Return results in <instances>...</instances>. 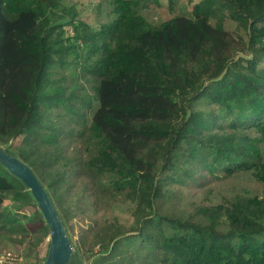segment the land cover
I'll use <instances>...</instances> for the list:
<instances>
[{
  "label": "trees",
  "instance_id": "16d2710c",
  "mask_svg": "<svg viewBox=\"0 0 264 264\" xmlns=\"http://www.w3.org/2000/svg\"><path fill=\"white\" fill-rule=\"evenodd\" d=\"M105 1L113 18L97 31L70 18L73 42L90 45L79 63L93 90L75 104L62 89L45 93L53 55L64 65L69 40L67 20L51 23L54 0H0V144L22 136L14 152L59 208L84 172L82 199L129 205L130 235L115 219L99 224L107 237L95 246L106 256L98 264H264V197L195 206L197 215L185 218L159 211L167 182L199 180L200 167L249 172L264 183V0H199L191 18L155 25L136 10L139 0ZM226 17L244 39L223 27ZM235 48L249 57L235 58ZM201 102L206 109L196 108ZM58 103L78 119L91 113L88 158L66 170L34 146L40 105ZM179 158L191 165L182 176ZM8 197L31 201L0 166V232L16 221L1 209Z\"/></svg>",
  "mask_w": 264,
  "mask_h": 264
},
{
  "label": "rangeland",
  "instance_id": "374dc122",
  "mask_svg": "<svg viewBox=\"0 0 264 264\" xmlns=\"http://www.w3.org/2000/svg\"><path fill=\"white\" fill-rule=\"evenodd\" d=\"M198 1L139 0L136 10L149 23L155 25L177 16L191 18L192 9ZM48 11L51 13V23L53 24L63 23L67 20L65 24H62L61 30L63 32L62 38L68 37L69 40L64 65H58V56L53 55L54 62L49 67L51 70L49 80L51 82L49 81L46 85L45 93L53 94L58 89H62L64 95L73 97L70 101L77 104L84 94L91 95L93 93L91 82L82 76L79 63L81 59L83 60L87 56L90 45L80 44L79 41L73 42L70 37L74 31L70 22L73 20L70 18L73 17L75 21L82 22L97 31L113 18L111 7L105 0H54V7L50 6ZM210 22L211 24L216 23V18H212ZM222 25L235 38L240 35L244 39L245 33L242 29L240 30L236 21L226 17L223 19ZM54 37L53 33L52 38ZM75 53L79 56L76 63L73 61ZM234 54L235 58L243 55L249 57V54L241 53L237 48H235ZM196 108L204 110L206 105L201 102ZM40 110H43L41 112L43 116L35 124L38 126V136H36L34 146L38 147L39 144L42 148L40 152L54 155L55 163L62 166L64 170L74 167L77 162L82 165L89 155L86 148L91 147L85 139L89 133L91 113L79 111L80 115L85 112V119H78L75 108H71L69 111L66 104L61 103L52 105L48 109L40 105ZM21 141L22 136L9 141L3 147L20 158L13 149L17 148ZM47 141L54 142L46 143ZM262 149L263 151L260 150V153L264 158V147ZM182 160L179 158L180 163L177 167L180 176L185 169H191L189 168L191 165H184ZM78 168L81 170V167ZM198 169L196 176H199V173L204 175L199 180L189 181L187 178L190 175L188 174L184 184L176 180L167 182V186H165L167 189L166 198L159 202L161 213L185 218L192 214L197 215L196 209L194 210L195 206L197 208L204 205H225L232 202L234 197L257 199L264 197V183L257 181L255 176L249 172L227 175L219 170L202 167ZM85 175L86 172H84L82 179L72 180L70 198L61 203L60 208L57 206L56 208L61 216L63 214L69 216L67 221L63 216L62 218L73 245V258L76 264H87L92 257L94 260L92 264H98L103 262L102 258L106 256L105 254H96L95 246L100 244L98 238L107 237V233L100 231L99 224L104 220L115 219L122 227L125 235H130L134 223L129 205L125 202L101 204L98 208L100 204L91 202L93 198L82 199ZM4 207L8 213L16 216V221L12 230L0 232V253L12 252L16 254L19 258V264H43L49 241V231L45 227L35 204L32 201L26 203L25 200L8 197L1 205V209ZM97 234L98 236H96ZM121 248L126 251V255H130L129 247ZM112 264L125 263L113 262Z\"/></svg>",
  "mask_w": 264,
  "mask_h": 264
},
{
  "label": "water",
  "instance_id": "95a60500",
  "mask_svg": "<svg viewBox=\"0 0 264 264\" xmlns=\"http://www.w3.org/2000/svg\"><path fill=\"white\" fill-rule=\"evenodd\" d=\"M0 166L22 183L49 231L43 264H76L65 221L57 211L50 193L32 168L14 153L7 151L2 144H0ZM93 261L92 257L87 264H92Z\"/></svg>",
  "mask_w": 264,
  "mask_h": 264
},
{
  "label": "built area",
  "instance_id": "2783aa9c",
  "mask_svg": "<svg viewBox=\"0 0 264 264\" xmlns=\"http://www.w3.org/2000/svg\"><path fill=\"white\" fill-rule=\"evenodd\" d=\"M0 264H19V258L12 252L0 253Z\"/></svg>",
  "mask_w": 264,
  "mask_h": 264
}]
</instances>
